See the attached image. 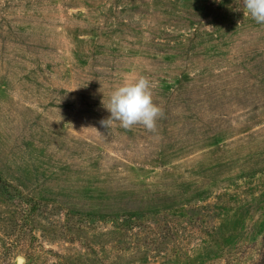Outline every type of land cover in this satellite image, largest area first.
<instances>
[{
  "label": "rangeland",
  "instance_id": "374dc122",
  "mask_svg": "<svg viewBox=\"0 0 264 264\" xmlns=\"http://www.w3.org/2000/svg\"><path fill=\"white\" fill-rule=\"evenodd\" d=\"M132 75L156 84L154 132L107 121ZM17 256L264 264V25L242 0H0V264Z\"/></svg>",
  "mask_w": 264,
  "mask_h": 264
},
{
  "label": "clouds",
  "instance_id": "9594fccd",
  "mask_svg": "<svg viewBox=\"0 0 264 264\" xmlns=\"http://www.w3.org/2000/svg\"><path fill=\"white\" fill-rule=\"evenodd\" d=\"M242 5L252 20L264 25V0H242ZM155 88L156 84L145 76L127 77L111 93L107 107L110 118L107 121H118L125 129L139 124L154 132L157 120L163 115L162 109L153 100ZM13 264H25L24 257L17 256Z\"/></svg>",
  "mask_w": 264,
  "mask_h": 264
}]
</instances>
